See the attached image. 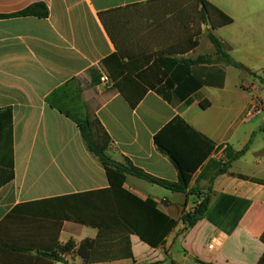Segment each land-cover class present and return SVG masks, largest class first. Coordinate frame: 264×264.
Masks as SVG:
<instances>
[{"label":"crops","instance_id":"1","mask_svg":"<svg viewBox=\"0 0 264 264\" xmlns=\"http://www.w3.org/2000/svg\"><path fill=\"white\" fill-rule=\"evenodd\" d=\"M207 1L234 19L213 33L239 66L217 63L225 72L222 88L204 86L182 102L148 90L133 108L101 82L102 75L110 77L103 61L118 55L125 76L135 79L154 62L215 59L207 35L212 29L202 22L199 0H0V15L34 3L49 9L47 18H0V111H12V137L0 134V167L13 163L15 173L0 188V264H84L76 252L62 253L58 246L98 236L97 228L70 221L67 201L61 199L109 187L106 170L86 147L78 124L47 101L64 86L56 99L80 120L100 121L116 162L178 182V171L159 151L155 136L181 117L216 148L223 146L212 159L223 161L227 145L235 151L247 147L230 171L260 180L223 174L208 191L197 170L191 188L199 185L201 195L209 197V212L185 230L182 215L202 198L128 175L126 190L153 199L179 224L164 246L153 248L131 235L132 259L92 264L259 262L264 254V0ZM254 97L261 99L263 111L243 122ZM206 101L210 106L203 109ZM184 130L168 140L191 144L195 137Z\"/></svg>","mask_w":264,"mask_h":264},{"label":"trees","instance_id":"2","mask_svg":"<svg viewBox=\"0 0 264 264\" xmlns=\"http://www.w3.org/2000/svg\"><path fill=\"white\" fill-rule=\"evenodd\" d=\"M199 2L202 22L210 25L212 29L208 31L207 35L215 48V59L201 56L195 60L158 61L135 79L125 76L126 66L120 61L118 55H113L103 61L110 73L113 89L122 94L133 108L139 104L148 90H154L168 102H182L204 86L222 88L225 72L217 66V63L239 66L226 53L223 44L213 33V30L232 24L234 19L207 0H199ZM48 16L49 9L46 4L34 3L17 13L0 15V18H47ZM64 87L51 94L47 101L53 108L78 124L86 147L98 158L106 170L109 180L108 188L61 198L67 201L66 209L70 221L92 226L99 230L98 236L94 239L87 238L79 244L69 241L65 245L58 246L62 253L76 252L83 259L84 264L132 259L131 235H137L153 248L164 246L166 238L179 224V221L160 210L158 203L153 199L142 200L126 190L124 184L128 175L157 183L174 192H193L202 198V201L196 204L192 210L185 211L182 215L180 222L184 225L185 230L193 227L209 212V197L201 195L203 192L198 187L199 185L196 188H191L193 174L197 170L201 169L200 181L207 182L206 189L208 191H211L215 179L223 174L260 182L256 178L230 171L233 162L245 154L247 147L235 151L227 145L224 149L225 159L223 161L212 159L211 156L223 146L220 145L216 148L214 141L194 130L181 117L175 118L155 136V143L159 151L168 156L175 165L178 171V182L156 179L135 167L131 162H126V164L116 162L108 153L112 142L111 137L100 121L96 118L80 120L72 113L74 110L67 108L56 99ZM200 105L203 109H207L210 102H201ZM0 115L2 120L0 134L4 138H11L12 111L6 109L0 111ZM184 129L195 137L191 138V144L187 142L174 144L168 140L171 135L180 134L182 136L185 134ZM14 176L13 163L7 167L1 166L0 188L13 180ZM152 264H161V262ZM172 264L175 263L172 262ZM257 264H264V254Z\"/></svg>","mask_w":264,"mask_h":264},{"label":"built area","instance_id":"3","mask_svg":"<svg viewBox=\"0 0 264 264\" xmlns=\"http://www.w3.org/2000/svg\"><path fill=\"white\" fill-rule=\"evenodd\" d=\"M101 82L105 84L107 87H111L113 85L110 77L105 74L101 76ZM262 101L259 97H254L250 103V105L245 110L242 121L248 122L252 120L254 117L259 115L262 112ZM210 248H213V244L210 245Z\"/></svg>","mask_w":264,"mask_h":264},{"label":"rangeland","instance_id":"4","mask_svg":"<svg viewBox=\"0 0 264 264\" xmlns=\"http://www.w3.org/2000/svg\"><path fill=\"white\" fill-rule=\"evenodd\" d=\"M206 48H207V44H206L205 47L203 48V51H204V52H206V51H205ZM72 113L75 114V111H72ZM159 189H161V188H159ZM159 191H160L161 193H164L163 190H159Z\"/></svg>","mask_w":264,"mask_h":264},{"label":"water","instance_id":"5","mask_svg":"<svg viewBox=\"0 0 264 264\" xmlns=\"http://www.w3.org/2000/svg\"><path fill=\"white\" fill-rule=\"evenodd\" d=\"M246 71H247V72H250V70H249V69H246ZM191 258H192V257H191Z\"/></svg>","mask_w":264,"mask_h":264}]
</instances>
